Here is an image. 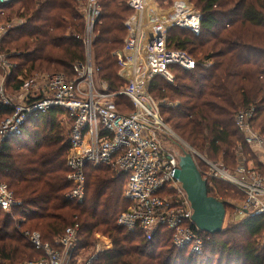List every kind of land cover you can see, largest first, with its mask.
Segmentation results:
<instances>
[{
	"label": "trees",
	"instance_id": "16d2710c",
	"mask_svg": "<svg viewBox=\"0 0 264 264\" xmlns=\"http://www.w3.org/2000/svg\"><path fill=\"white\" fill-rule=\"evenodd\" d=\"M191 2L203 16L200 34L175 27L168 40L170 47L188 52L198 63L193 70L172 66L174 83L156 77L150 92L163 102L161 116L180 138L205 152L210 160H218L210 155H222L223 163L234 170L242 155L252 149L236 126L237 113L255 106L252 124L264 132V0ZM99 3L93 64L99 69V78L118 91L125 81L119 75L115 51L124 46L125 23L133 9L129 0ZM158 3L169 7L173 0ZM1 18L6 24L13 23L1 41L2 51L16 64L10 87L18 88L21 82L17 78L24 73L62 72L74 77L75 64L86 60L82 42L85 20L77 0H12L0 5V22ZM116 100L120 111L134 109L126 96ZM171 102L177 105H169ZM11 114V109L0 103V120ZM61 114L59 108H52L33 118L24 133L9 140L0 154L1 178L19 202L14 212L18 220L0 209V264H20L42 255L25 230L39 231L44 241L56 246L55 240L74 224L80 227L77 250L91 249L92 264L264 263V248L258 242L264 234V215L223 226L216 234L207 233L204 253L196 255L176 248L165 228L148 240L140 230L131 231L119 224L128 176L110 166H87L85 200L70 198L73 183L68 178L67 157L72 144ZM196 162L203 173L205 162L198 157ZM255 164L261 167L259 161ZM213 183L209 192L216 197L225 183L231 184L223 180ZM97 232L108 235L111 248L97 250Z\"/></svg>",
	"mask_w": 264,
	"mask_h": 264
},
{
	"label": "built area",
	"instance_id": "2783aa9c",
	"mask_svg": "<svg viewBox=\"0 0 264 264\" xmlns=\"http://www.w3.org/2000/svg\"><path fill=\"white\" fill-rule=\"evenodd\" d=\"M11 1L0 0V5ZM77 3L85 20L82 42L86 60L75 64L74 77L62 72L24 73L17 78L20 86L10 87L16 64L2 51L1 41L11 23L0 27V103L12 111L0 120V154L9 140L24 133L33 118L59 108L61 123L72 144L67 157L68 178L73 183L69 197L78 202L85 200L87 166H110L118 174L128 176L120 225L131 231L140 230L148 240L165 228L176 248L202 255L207 232L201 231L193 220L191 201L179 179V153L172 145L174 139L181 138L163 120V102L153 97L149 87L156 77L173 84L174 65L186 70L196 67L198 61L188 52L169 46L168 36L175 27L200 34L202 13L191 0H173L169 7H161L158 0H129L133 13L125 23V43L115 51L119 75L125 82L120 90L112 91L107 82L101 88L95 82L99 69L93 64L91 50L101 16L99 0ZM120 95L130 99L133 110L120 111L116 100ZM255 112V106L240 110L235 123L245 142L258 151L264 170V132L252 124ZM191 151L195 159L206 164L203 176L208 186H213L214 180L233 184L243 196L240 212L247 217L264 215V173L259 167L241 158L232 171L222 161ZM17 205L14 191L0 175V209L11 213ZM79 230V224L68 226L55 240L56 246L44 241L39 231L25 230V236L42 255L20 264H78ZM83 264H92V260Z\"/></svg>",
	"mask_w": 264,
	"mask_h": 264
},
{
	"label": "water",
	"instance_id": "95a60500",
	"mask_svg": "<svg viewBox=\"0 0 264 264\" xmlns=\"http://www.w3.org/2000/svg\"><path fill=\"white\" fill-rule=\"evenodd\" d=\"M179 179L191 201L193 220L201 231L216 234L223 230L227 202L209 192L207 180L187 143H181Z\"/></svg>",
	"mask_w": 264,
	"mask_h": 264
},
{
	"label": "rangeland",
	"instance_id": "374dc122",
	"mask_svg": "<svg viewBox=\"0 0 264 264\" xmlns=\"http://www.w3.org/2000/svg\"><path fill=\"white\" fill-rule=\"evenodd\" d=\"M19 20L20 19L14 18V22H20ZM5 24L6 23H4V21H2V18H1L0 27L5 25ZM12 25H13V23H11V26ZM95 82H96V87H98V88H101V86H103V83H104V81H102L99 78L97 73L95 74ZM169 91H171V89ZM161 135L165 136L163 134H161ZM174 141H176V142H172V145L177 150L176 152H178V153L181 152V146H180L181 143L185 142L189 145L190 150H196L198 153L205 155V152L197 150L196 148L191 146L188 142H186L182 138H181V141L176 140V139H174ZM248 151L249 152L242 155L241 158L248 161L250 163V165L255 166V167H259L260 169H262L259 165L257 166L255 164V162H257L259 160V156L252 149L248 150ZM209 157H211L212 159H218L217 161L224 162L222 155H220V156L219 155H210ZM235 170L236 169H234L232 171H235ZM224 187L225 188L222 192L217 190L216 193L218 195H220V196H217L218 198H220L222 200H226L228 202L227 215H226L225 222H224V227H228L229 225H234V224L242 222L243 220H245L247 218V216L244 213L240 212V208H241L242 201H243V196H242V194H240L239 190L233 184H226L225 183ZM14 212H15V210H13L11 212V215H13L15 217ZM16 220H18V219L16 218ZM95 238L97 239V245H96L97 250L102 249V248H108V244H107L108 241L107 240H109L110 238L108 237L107 234H104L102 232H97L95 234ZM258 242H259L260 246H262L264 248V234L258 238ZM78 252H79L78 264L86 263L88 260H90L89 256L91 254H93V251L91 249H80Z\"/></svg>",
	"mask_w": 264,
	"mask_h": 264
},
{
	"label": "crops",
	"instance_id": "0c3cea01",
	"mask_svg": "<svg viewBox=\"0 0 264 264\" xmlns=\"http://www.w3.org/2000/svg\"><path fill=\"white\" fill-rule=\"evenodd\" d=\"M252 150L256 153V154H258V151L255 149V148H252ZM110 240V239H109ZM112 243H113V246L112 247H114V242L113 241H111ZM108 248H111V247H108Z\"/></svg>",
	"mask_w": 264,
	"mask_h": 264
}]
</instances>
